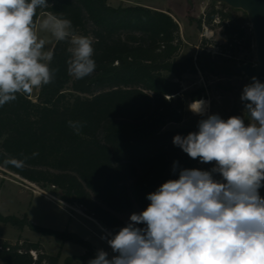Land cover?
<instances>
[{
    "label": "trees",
    "instance_id": "obj_1",
    "mask_svg": "<svg viewBox=\"0 0 264 264\" xmlns=\"http://www.w3.org/2000/svg\"><path fill=\"white\" fill-rule=\"evenodd\" d=\"M47 2L51 6L38 9L37 18L52 11L70 19L77 35L93 39L97 67L83 79L70 76V44L56 42L50 65L57 69L55 78L40 89L38 100L18 95L0 107V166L44 188L59 190L62 200L81 205L115 234L129 223L119 212L136 205L143 211L150 203L149 193L178 179L181 169H196L199 159L183 154L172 141L175 135L186 136L198 129L165 127L184 118L185 74L198 70L218 77L232 73L237 64L235 48L243 43L252 49L255 41L247 26L249 18L226 3L227 10L211 6L205 21H196L199 28L204 23L222 27L226 43L218 44L221 51H208L205 38L196 56L179 57L184 42L180 24L170 11L111 0ZM203 91H192L191 100L201 99ZM69 121L83 125L79 134ZM34 152L39 155L33 157ZM25 157L23 168L4 164L5 159ZM0 221L28 225L86 249L61 262L59 255L42 252L39 243L0 240V264H88L97 253L91 241L74 232L1 212Z\"/></svg>",
    "mask_w": 264,
    "mask_h": 264
},
{
    "label": "clouds",
    "instance_id": "obj_2",
    "mask_svg": "<svg viewBox=\"0 0 264 264\" xmlns=\"http://www.w3.org/2000/svg\"><path fill=\"white\" fill-rule=\"evenodd\" d=\"M50 6L47 0H0V107L53 82V40L70 44V76L83 79L97 67L93 39L77 35L70 19L52 11L37 18L38 9ZM240 98L248 102L247 125L245 117L211 114L198 131L173 137L190 158L215 166L181 169L178 179L149 193L146 209L131 214L111 238L102 237L115 255L101 249L88 264H264V83L253 77ZM205 104L195 100L189 110L204 116ZM69 125L77 134L83 126ZM26 159L4 164L23 168Z\"/></svg>",
    "mask_w": 264,
    "mask_h": 264
},
{
    "label": "rangeland",
    "instance_id": "obj_3",
    "mask_svg": "<svg viewBox=\"0 0 264 264\" xmlns=\"http://www.w3.org/2000/svg\"><path fill=\"white\" fill-rule=\"evenodd\" d=\"M111 2L113 4L124 2L146 5L170 11L174 14L180 24V34L184 42L179 57L196 56L202 50L201 45L205 38L209 40L207 49L213 54L221 51L218 44L226 43L222 27L217 23L214 25L204 23L199 28L196 21L200 18L205 21L206 13L213 5L227 10L223 5L224 2L217 0H111ZM237 12L242 15L245 11L238 9ZM45 15L46 13H42L39 18ZM216 22H219V19ZM248 25L250 26L249 32L253 33L255 41L250 20L247 23ZM40 35L47 36L49 34L41 32ZM55 44L56 42L53 40L48 47L54 48ZM235 51L237 56L236 65L243 64L241 63L243 61L251 64L258 62L255 44L251 50L247 49L243 43L239 44ZM248 84L250 82L246 74L236 70L219 77L205 74L201 70L196 73L185 74L182 80V95L186 102L184 118L180 122H170L165 129H198V122L211 114H218L225 120L231 116L245 117L247 125L248 117L245 113V103L241 101L240 97L244 86ZM201 88H204V96L202 98H206L209 103L204 116L197 115L189 110V105L192 103L191 92ZM39 92L40 89L33 91L31 94L33 100H38ZM181 152L185 154L182 150ZM214 166V162L201 163L198 161L196 169L210 171ZM214 178L221 179L219 174H214ZM260 194L264 197V187L260 189ZM0 212L4 215H15L20 218L27 217L40 226L77 233L79 236L91 241L97 251L101 249L106 251L109 254V258L115 255L107 244V239H102V237L111 238V232L102 222L87 214L81 205L66 202L61 199L59 190L53 187L44 188L2 166H0ZM139 212L141 211L136 205L131 211L119 212L118 215L122 219L129 220L131 214ZM0 240L21 245L39 243L42 252L49 255H59L61 262L68 256L82 255L86 252L82 245L72 241L63 242L57 237L43 235L32 230L28 225L19 227L1 221ZM34 254L36 257V252Z\"/></svg>",
    "mask_w": 264,
    "mask_h": 264
},
{
    "label": "water",
    "instance_id": "obj_4",
    "mask_svg": "<svg viewBox=\"0 0 264 264\" xmlns=\"http://www.w3.org/2000/svg\"><path fill=\"white\" fill-rule=\"evenodd\" d=\"M224 2L230 7L245 11L252 25L255 36V47L257 63H243L234 66V70L243 72L249 79L256 77L261 83H264V0H217ZM244 103H248L244 101Z\"/></svg>",
    "mask_w": 264,
    "mask_h": 264
},
{
    "label": "bare ground",
    "instance_id": "obj_5",
    "mask_svg": "<svg viewBox=\"0 0 264 264\" xmlns=\"http://www.w3.org/2000/svg\"><path fill=\"white\" fill-rule=\"evenodd\" d=\"M199 100H204V101H206V104H205V113L207 112V107H208V105H209V103H208V100L206 99V98H201V99H199ZM193 102V101H192Z\"/></svg>",
    "mask_w": 264,
    "mask_h": 264
},
{
    "label": "crops",
    "instance_id": "obj_6",
    "mask_svg": "<svg viewBox=\"0 0 264 264\" xmlns=\"http://www.w3.org/2000/svg\"><path fill=\"white\" fill-rule=\"evenodd\" d=\"M174 16V14H172ZM176 18V16H174Z\"/></svg>",
    "mask_w": 264,
    "mask_h": 264
}]
</instances>
